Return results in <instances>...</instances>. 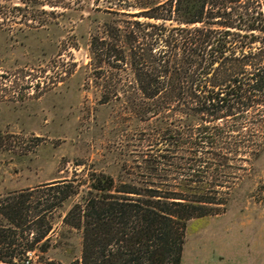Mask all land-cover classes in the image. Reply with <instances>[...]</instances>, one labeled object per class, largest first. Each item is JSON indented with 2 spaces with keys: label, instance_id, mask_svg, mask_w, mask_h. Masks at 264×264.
<instances>
[{
  "label": "trees",
  "instance_id": "16d2710c",
  "mask_svg": "<svg viewBox=\"0 0 264 264\" xmlns=\"http://www.w3.org/2000/svg\"><path fill=\"white\" fill-rule=\"evenodd\" d=\"M119 1L107 12L145 20L103 21L107 39L89 40L93 57L106 53L111 68L131 72L124 81L111 73L105 88L120 99L121 82L125 109L148 127L142 140L185 144L187 153L176 160L172 149H146L132 159L136 170L90 171L81 201L62 216L81 234L80 256L70 264H181L187 223L225 208L233 175L219 190V155L236 153L248 113L257 109L263 120L264 0ZM51 186L57 204L80 191L66 178ZM30 196L0 199V262L21 264L36 248L40 237L23 234L40 208Z\"/></svg>",
  "mask_w": 264,
  "mask_h": 264
},
{
  "label": "rangeland",
  "instance_id": "374dc122",
  "mask_svg": "<svg viewBox=\"0 0 264 264\" xmlns=\"http://www.w3.org/2000/svg\"><path fill=\"white\" fill-rule=\"evenodd\" d=\"M70 1L61 7L59 0H0V199L26 191L32 204H40L23 231L40 239L29 262L21 264H70L79 258L80 230L64 225L62 216L81 201L90 171L136 170L135 160L146 149H172L176 160L187 153L185 144L141 139L148 127L125 109L121 82L120 99L105 88L111 73L124 81L131 72L123 64L111 68L106 53L93 57L90 51L91 37H108L103 21L124 25L145 18L108 13L119 0ZM260 112L245 116L236 153L219 155V190L227 189L224 179L233 175L225 208L187 223L181 264H264ZM64 178L80 191L57 204L59 194L51 185ZM47 202L56 204L42 210Z\"/></svg>",
  "mask_w": 264,
  "mask_h": 264
},
{
  "label": "built area",
  "instance_id": "2783aa9c",
  "mask_svg": "<svg viewBox=\"0 0 264 264\" xmlns=\"http://www.w3.org/2000/svg\"><path fill=\"white\" fill-rule=\"evenodd\" d=\"M33 254V250L26 251L25 263L29 262L30 256Z\"/></svg>",
  "mask_w": 264,
  "mask_h": 264
}]
</instances>
